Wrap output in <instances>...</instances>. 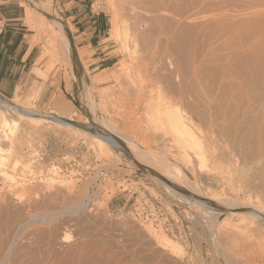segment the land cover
Instances as JSON below:
<instances>
[{"label": "rangeland", "instance_id": "1", "mask_svg": "<svg viewBox=\"0 0 264 264\" xmlns=\"http://www.w3.org/2000/svg\"><path fill=\"white\" fill-rule=\"evenodd\" d=\"M19 2L38 25L25 13L38 56L1 98L56 115L49 100L61 97L73 122L105 124L112 140L154 158L152 169L178 190L120 145L99 152L91 139L50 126L26 160L34 171L0 177V264H264V218L250 228L223 202L196 203L217 182L223 199L264 206V0ZM79 8L107 19V69L91 71L92 51L67 18ZM59 26L73 41L81 83L71 47L48 36ZM174 115L194 134L189 144Z\"/></svg>", "mask_w": 264, "mask_h": 264}, {"label": "bare ground", "instance_id": "2", "mask_svg": "<svg viewBox=\"0 0 264 264\" xmlns=\"http://www.w3.org/2000/svg\"><path fill=\"white\" fill-rule=\"evenodd\" d=\"M26 17H27L26 21L28 22V25H36L38 27L34 17L32 16L31 12L28 9H26ZM37 17L41 22L45 23V18H43L42 16H39V15ZM116 20H115V18L112 20L113 26L109 29L110 34L112 36H115V37L118 35V33H117L118 31H117V27H116ZM252 22H254V21H252ZM259 28H258V31H260ZM60 29H61L60 26H59L58 30L51 29V32L48 36H50L53 43H56V44L59 43V45L62 44V47H65L67 49L70 46L69 42L67 41L66 36L61 33ZM252 30H253V28H252ZM43 60H44L43 58H41V57L39 58V60L36 62L37 67H39L41 65ZM80 83H81V81H80ZM85 95H86V93H85ZM49 102L51 103L52 110L57 113L56 115H53V114L47 113V112L46 113L38 112V111H35V110H33L27 106L25 107V106L21 105L22 106L21 107V106H19V104L16 101H14L12 99L7 100L4 98H1V96H0V150H1L0 155L4 149V148L1 149L2 148L1 145L3 144V142L7 143L6 145L8 146V148H5L6 152L4 150V152L6 154H4V152H2L5 156H3V154H2L1 157H3V158H1L2 160L0 159L1 160V162H0V177L2 180L6 179L5 177L8 176L7 172L10 170L7 171V169H11L12 172H15V173L17 172L20 175L23 174V177H25L24 173L27 172V170L32 167V166H30V163H28L29 161L26 162V160L27 159L29 160V158H32L33 156H35L34 154H36V150H35V146H34V140H37V138L40 137L42 132L47 130L50 126H56L57 125V126L65 128L68 131H71V132L74 131L75 133L78 134V136L80 138H82L84 140L91 139L90 141H92L93 144L96 146V148L99 149V152H103L104 150L109 152L110 148H112L111 144H114V146L116 145V147H117V145H120V147H118V149L122 153H125L126 155H128L129 159L132 160L135 164L144 168L147 171L153 172L155 174L156 178H158V180H160L164 185L168 186V188L172 187L173 189H177V188H174L173 186L169 185L165 181V179H164L165 177L162 174H160L158 171L153 170V169H156V167L157 168L159 167V165L156 167L153 166L154 164L152 161L155 160L154 158H151L144 153H139V152L132 153L131 152L132 146L127 141H125L123 139L117 138V140H112L111 139L112 137L110 136L111 137L110 138L108 133H105V131H103L101 129V127L104 128L105 124L101 125L100 128L96 124L93 126H90V125H82V126L72 125L70 123H67L65 120L72 121L71 119L75 114L74 109L70 106H67L61 97L57 98L55 96H52V97H50ZM171 120L173 122L172 127L175 128L177 134L183 138L184 143L189 144V140H194V134L188 129V127H186L183 120L179 119L176 115H174V117ZM109 132L116 136L115 133H113L111 131H109ZM90 141L88 140V142H90ZM7 153L9 154L10 157H12L11 158L12 160L9 159V156L7 155ZM10 153L12 154V156L10 155ZM157 161L158 160H156V162ZM160 162H162V159L160 160ZM32 163H33V161H32ZM161 165H162V163H161ZM33 166H35L34 163H33ZM152 166L154 167L153 169H152ZM34 168H36V167H34ZM32 169H33V167L30 169V171H32ZM33 171H34V169H33ZM160 172H164V171H160ZM173 173H175V172H173ZM25 175L27 176L26 173H25ZM176 176H177V174H176ZM19 178H21L20 180H23V181H24V179H26V178L22 179V177H19ZM19 178H18V180H19ZM20 183H21V181H20ZM13 186L19 187L21 185L16 182L15 185H13ZM216 186L219 187V190H213V189L208 190L207 189L208 191H206L205 193H207L208 195L204 197L207 200H205V199L202 201L196 200V203L198 205L201 204V206H203L204 204L209 205L212 201L223 202L226 204V206L229 209L232 210L231 214L236 216L238 220L244 222L250 228H253V227L257 228L258 227L257 223H260V221L259 222H257V221L264 218V206L263 207L262 206L252 207L249 203L250 198H248V201H246V200H245V202L242 201L243 204L242 203L239 204V202H236L233 199L232 200H229L226 198L223 199V197H222V195H223L222 185L217 184V182H216ZM14 187H13V189H14ZM9 189H10V187H9ZM13 189H12V191L15 192L17 188L15 190H13ZM22 189L20 188L19 191L22 192ZM181 196H183V195L181 194ZM228 201H231V203ZM198 205H196V206H198ZM201 206L199 208H201ZM227 207L225 209H227ZM212 223L214 224V222H212ZM218 230H216V231H218ZM236 232H238V231H236ZM225 234H228V233H225ZM217 235L219 236V234H217ZM222 236H224V235H222ZM163 240H164V245H167L168 243H170V241L167 238L163 237ZM227 244H229V242ZM232 244H234V243H232ZM227 248H229V247H227Z\"/></svg>", "mask_w": 264, "mask_h": 264}, {"label": "crops", "instance_id": "3", "mask_svg": "<svg viewBox=\"0 0 264 264\" xmlns=\"http://www.w3.org/2000/svg\"><path fill=\"white\" fill-rule=\"evenodd\" d=\"M25 13L19 0H0V91L7 96L16 90L38 56L36 46L29 43L30 28L25 24ZM67 18L71 19L78 42L92 51L91 71L112 66L101 45L107 29L105 15L79 8Z\"/></svg>", "mask_w": 264, "mask_h": 264}, {"label": "water", "instance_id": "4", "mask_svg": "<svg viewBox=\"0 0 264 264\" xmlns=\"http://www.w3.org/2000/svg\"><path fill=\"white\" fill-rule=\"evenodd\" d=\"M68 40H69V44H70V47H71V52H72L73 60H74V62L76 64V67H77V77H78V80L80 81V75H79V73L81 71V64L79 62V59H78V56H77V52L75 50V47H74V44H73L72 39L70 37H68ZM65 121L67 123H70V124L75 125V126H82L81 124H79L77 122H73V121H70V120H65Z\"/></svg>", "mask_w": 264, "mask_h": 264}]
</instances>
